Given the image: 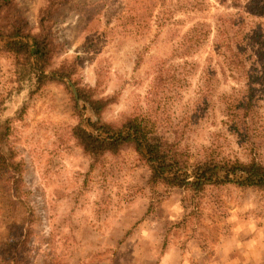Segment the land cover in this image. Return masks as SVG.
Segmentation results:
<instances>
[{"label": "rangeland", "instance_id": "374dc122", "mask_svg": "<svg viewBox=\"0 0 264 264\" xmlns=\"http://www.w3.org/2000/svg\"><path fill=\"white\" fill-rule=\"evenodd\" d=\"M263 3L69 0L52 17L60 44L52 69L71 66L72 77L46 70L52 79L40 86L35 76L22 78L0 41V131L5 124L6 143L21 161L31 214L16 240L20 264H264V190L226 184L193 193L152 185L149 166L132 147L93 160L71 136L82 104L68 84L111 100L105 122L142 116L167 136L183 129L191 163L210 150L264 162V90L256 104L260 135L247 146L225 116V102L242 80L214 45L218 18L242 14L245 22L264 23ZM16 4L37 33L47 0ZM206 83V110L195 120ZM9 176L0 168V244L20 232ZM3 249L0 264H7Z\"/></svg>", "mask_w": 264, "mask_h": 264}, {"label": "trees", "instance_id": "16d2710c", "mask_svg": "<svg viewBox=\"0 0 264 264\" xmlns=\"http://www.w3.org/2000/svg\"><path fill=\"white\" fill-rule=\"evenodd\" d=\"M68 1L47 0L46 6L39 13V31L33 33L16 0H0L2 50L14 58V64L22 78L35 76L39 86L52 79L44 74L46 70L61 78L72 77L71 66L52 69L53 56L60 47L53 37L52 17ZM254 9L255 3L250 5L251 11L248 12L254 14ZM148 10L149 8L146 12ZM263 10L264 3L262 12ZM241 15L217 19L219 37L214 45L220 50L225 66L242 80V87L233 89V94L225 102V116L230 132L248 146L260 135L259 125L256 123V104L264 90V23L245 22ZM210 88L206 83L196 99L195 120L206 110ZM76 89L82 110L75 109L78 123L72 128L71 136L93 160L97 161L107 153L117 155L124 148L132 147L149 166L148 182L152 185L160 183L193 193H199L209 185L226 184L264 190L263 161L252 158L243 162L237 158L218 157L214 150H210L191 163V152L182 146L185 134L183 129L167 136L158 131L156 121L142 116L128 117L118 125L105 122L102 115L111 100L94 97L91 90L77 84ZM84 111L87 112L86 119H83ZM7 136V126L4 124L3 131H0V168L10 173L9 187L13 197L11 205L15 206V227L20 232L17 236L12 235L14 237L9 236L1 241L0 245L9 255L3 257L7 264H20L16 254V240L24 225L29 222L31 214L26 208L27 203L21 190L23 167L21 161L14 160V152L6 143Z\"/></svg>", "mask_w": 264, "mask_h": 264}, {"label": "water", "instance_id": "95a60500", "mask_svg": "<svg viewBox=\"0 0 264 264\" xmlns=\"http://www.w3.org/2000/svg\"><path fill=\"white\" fill-rule=\"evenodd\" d=\"M68 84L72 89V92H73V95H74L76 101H78L77 91H76L75 87L73 86V84L70 81L68 82Z\"/></svg>", "mask_w": 264, "mask_h": 264}]
</instances>
